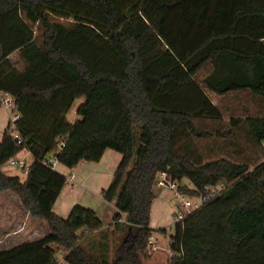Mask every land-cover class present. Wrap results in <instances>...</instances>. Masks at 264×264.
Here are the masks:
<instances>
[{
	"label": "trees",
	"instance_id": "trees-1",
	"mask_svg": "<svg viewBox=\"0 0 264 264\" xmlns=\"http://www.w3.org/2000/svg\"><path fill=\"white\" fill-rule=\"evenodd\" d=\"M210 62L203 81L218 105L196 80ZM0 91L21 113L0 138V193L49 226L0 248V264H56L60 251L68 264H145L155 231L169 237L171 264H264V0H0ZM108 148L123 155L102 190L112 228L79 203L67 217L45 206L34 175L55 172L46 157L73 167ZM24 151L26 180L3 170ZM162 170L185 195L228 186L169 232L151 225Z\"/></svg>",
	"mask_w": 264,
	"mask_h": 264
},
{
	"label": "crops",
	"instance_id": "crops-1",
	"mask_svg": "<svg viewBox=\"0 0 264 264\" xmlns=\"http://www.w3.org/2000/svg\"><path fill=\"white\" fill-rule=\"evenodd\" d=\"M15 56H18L17 52L11 55V57ZM2 94L6 95V93L0 91V110L2 109V113H0V138L9 126L11 117V111L2 104ZM220 98L221 96L218 95V99H215L214 104H217ZM244 102H247V99H244ZM220 104L226 111L230 112L231 106L235 104V100L227 96L223 98ZM259 107L264 109V104H260ZM226 119H228L227 116ZM240 145L242 144H230L228 148L234 149ZM245 145L243 144V146ZM122 157L121 152L108 148L99 161L84 159L73 167L60 163L54 168L55 172L49 171V168L46 169L47 167L39 168L37 175H34V177H38L39 181V177L42 176V180L45 181L44 184L51 185L56 190L55 199L46 202L45 206L51 207L56 213L64 217H67L73 206L78 203L95 209V203H99L98 197L95 194L97 193L99 196H102V190L111 183ZM41 173L43 175H40ZM67 185L70 186V189L66 191L65 187ZM155 191L156 198L152 206L151 225L154 228L167 227L173 222V208L167 201L171 190L155 185ZM19 204L17 208L10 203H4V205L0 206V239L9 236L13 237V234L18 235L20 233L19 230L16 231L12 228L14 223L18 228H22L21 221L23 216L20 217L16 210L24 209L25 213L23 212L22 215L24 214L26 218L31 216L23 207L21 201ZM24 228L26 229V227Z\"/></svg>",
	"mask_w": 264,
	"mask_h": 264
},
{
	"label": "rangeland",
	"instance_id": "rangeland-1",
	"mask_svg": "<svg viewBox=\"0 0 264 264\" xmlns=\"http://www.w3.org/2000/svg\"><path fill=\"white\" fill-rule=\"evenodd\" d=\"M62 21H65V23L71 25V21H69V20L64 19ZM240 36L244 37L242 39H244L245 41H248V39L251 40L250 44L253 45L254 38L251 34H248V35L243 34ZM38 38H39L38 40L41 41V36H39ZM13 60H14V62H16V65L19 68H23L22 59H20L18 56H15V57H13ZM212 67H213V65L211 62L208 63L207 65H205L197 73L196 80H197L203 94L207 95L210 98V100L214 103L215 99H218V95L216 93H214L212 90H210L205 85V83L203 81L204 76L212 69ZM6 96L7 95L2 94L3 99H5ZM84 101H85V97L77 98L74 101L72 107L70 108V110L67 113V117L70 121H75L79 118L77 110L80 107V105L82 103H84ZM217 105H218V103H217ZM0 113H2V109L0 110ZM0 116H1V114H0ZM1 132H3V131H1ZM209 149H211L213 154H219L223 150L224 151L231 150L229 148H225V149L220 148L218 145H214L213 148H209ZM204 150H206V148H204ZM23 157H25L28 164H31L33 162V157L31 155V153L24 151L17 156L18 159L23 158ZM3 170H4V172H6L7 174H10V175H19L22 178V180H26V178H27V173L25 172V169L20 165H17V164L14 165V164L9 163L8 165H6L3 168ZM40 175H43V174L41 173ZM39 179L40 180L37 182L38 185H36V187H35L37 193L38 194L39 193L45 194V192H46L48 194V196L50 195L48 197L45 194V199L43 200V201H45L44 203L53 201L55 199V193H56L55 188H52V190H51V187L49 185H45L43 183L44 181H42V176H40ZM184 182L189 183L190 181L188 179H185ZM156 185H158V184L156 183ZM38 186H39V188H37ZM161 187H163V186H161ZM165 188H167V187H165ZM69 189H70V186L67 185L65 187V190L67 191ZM167 189H169V188H167ZM95 195H96V197H98L97 199H98L99 203H95L94 206H95V209L98 212L100 218L103 220L104 228H106V227L112 228L114 226L113 225L114 214L116 212L115 205L112 202L105 200L103 198V196H99L97 193ZM167 201H168L169 205L172 206L173 213H176V212L180 211L181 209H183L180 207V199L175 195L174 191H172V190H171L170 195L167 198ZM4 203H10L15 208H17V205H20L19 204L20 199L12 191H4V192L0 193V206L4 205ZM16 211L20 217L23 216L22 221H21L22 228H18V226L15 225V223L12 226V228L16 231L19 230L20 233L18 235L13 234V237L9 236V237H5V238H1L0 239V248L9 247L11 245H14V244H17V243H20L23 241H27V240H33V239L39 238L41 236H44L45 234H47L49 232V226L45 221L39 220L37 218H33L32 216L26 218L24 214L22 215V213L24 212V209L16 210ZM172 219L174 221L173 217H172ZM24 227H26V229ZM21 233H22V235H21ZM154 234L157 237L158 246L152 248L151 254L149 255V257H147L145 259V264H171V257H170L171 254H170V249H169L168 236H165L164 234H162L158 231H155ZM63 253H64V251H60V253H58V255L63 254Z\"/></svg>",
	"mask_w": 264,
	"mask_h": 264
},
{
	"label": "built area",
	"instance_id": "built-area-1",
	"mask_svg": "<svg viewBox=\"0 0 264 264\" xmlns=\"http://www.w3.org/2000/svg\"><path fill=\"white\" fill-rule=\"evenodd\" d=\"M6 98L2 100V104L7 107L11 111V117L10 121H15L18 117L21 116V113L19 111H15V101L14 98L6 93ZM14 136L18 138V141L21 142V138L18 131L14 132ZM64 145V141L60 143V148ZM56 152L52 153L48 157H46L42 162L46 166H50L51 168H56L60 164V161L55 155ZM11 164L14 165H20L25 169V172L27 173L30 164H28L25 157L18 159L17 157H14L10 160ZM156 183L159 186L167 187L170 190L174 191L175 195L180 199V207L183 208L180 211L173 213L174 221L169 224L166 228L170 232L173 228V224L177 221H181L185 219L190 213H192L194 210L200 208L205 202H207L212 197L219 195L222 193L228 186V184L225 183H218V184H208L204 187V190L202 193H200L198 196H191V195H185L182 193L178 188V182L172 178L170 173L166 170H162L159 172ZM169 239V237H168ZM150 243L152 247L158 246V240L155 235H152L150 238ZM172 255V253L170 252ZM65 252L63 254L57 255L56 257V264H68V262L65 259Z\"/></svg>",
	"mask_w": 264,
	"mask_h": 264
}]
</instances>
